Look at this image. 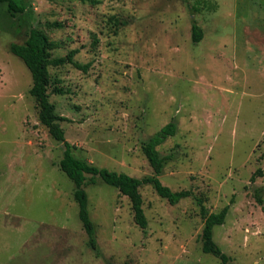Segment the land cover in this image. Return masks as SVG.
Instances as JSON below:
<instances>
[{
    "label": "rangeland",
    "instance_id": "rangeland-1",
    "mask_svg": "<svg viewBox=\"0 0 264 264\" xmlns=\"http://www.w3.org/2000/svg\"><path fill=\"white\" fill-rule=\"evenodd\" d=\"M22 1L14 16L0 3V264H221L201 250L197 198L207 213L229 206L213 240L232 264H264V174L250 181L264 167V0ZM32 27L52 42L49 59L77 49L88 65L47 67L76 156L148 176L142 144L176 124L157 147L159 179L192 195L170 204L140 186L142 229L129 199L97 178L85 188L96 250L58 167L64 146L39 122L30 72L9 51Z\"/></svg>",
    "mask_w": 264,
    "mask_h": 264
},
{
    "label": "trees",
    "instance_id": "trees-1",
    "mask_svg": "<svg viewBox=\"0 0 264 264\" xmlns=\"http://www.w3.org/2000/svg\"><path fill=\"white\" fill-rule=\"evenodd\" d=\"M0 3H6L7 12L14 16L16 13L24 12L26 9L22 0H0ZM203 36L202 29L195 21L191 25V41L198 43ZM52 47L47 35L39 28L32 27L26 39L22 43H10L9 51L17 56L27 67L31 75V87L29 93L38 104V119L41 124L47 127L50 136L64 146L63 154L58 161V167L73 183V199L78 207V217L82 228L87 235L89 246L96 250V229L88 212V199L85 188L100 181L115 187L121 195L126 196L131 205L135 223L142 229L147 226V219L142 208V196L139 187L144 184H150L155 192L162 198H165L170 204H176L180 199L192 195L190 190H171L168 186L162 184L159 176L162 173L164 158L159 155L157 147L163 143L167 137L173 136L176 130V124L172 121L166 123L157 132L145 141L141 150L145 155L149 165L152 168V174L141 178L130 176L124 172H116L106 168H100L76 156L74 150L76 146L70 144L65 139V133L60 121H66L68 118L57 114L55 105L49 100L48 87L49 76L47 67L52 64L59 66L71 64L73 67L86 72L88 65L81 64L74 59L77 49L69 50L64 56L49 59L48 50ZM53 93L64 94L61 86H54ZM264 167L257 168L250 176L253 182L256 177L263 176ZM261 188L254 192V196L259 203ZM200 214L203 218V227L200 234L201 250L209 253L219 259L221 264H232L230 257L222 252L220 247L213 240V227L221 225L227 214L228 205L222 207L218 212L207 213L202 200L197 198ZM264 208V207H263Z\"/></svg>",
    "mask_w": 264,
    "mask_h": 264
}]
</instances>
